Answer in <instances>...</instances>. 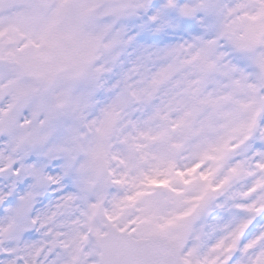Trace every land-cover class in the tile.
<instances>
[{"label":"snow or ice","instance_id":"1","mask_svg":"<svg viewBox=\"0 0 264 264\" xmlns=\"http://www.w3.org/2000/svg\"><path fill=\"white\" fill-rule=\"evenodd\" d=\"M0 264H264V0H0Z\"/></svg>","mask_w":264,"mask_h":264}]
</instances>
